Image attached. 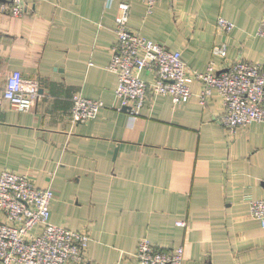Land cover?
<instances>
[{"label":"crops","instance_id":"obj_1","mask_svg":"<svg viewBox=\"0 0 264 264\" xmlns=\"http://www.w3.org/2000/svg\"><path fill=\"white\" fill-rule=\"evenodd\" d=\"M121 2L130 27L194 71L240 57L264 66V0H157L152 14L143 0H36L25 16L0 14V174L53 187L50 221L88 232L89 264H139L144 238L161 251L184 246L183 264H264V226L249 204L264 199V123L226 134L221 96L201 104L197 80L182 104L149 96L138 116L120 110L108 64ZM220 17L235 28L218 32ZM14 72L39 84L30 111L3 98ZM78 95L104 102L96 118L72 121Z\"/></svg>","mask_w":264,"mask_h":264},{"label":"built area","instance_id":"obj_2","mask_svg":"<svg viewBox=\"0 0 264 264\" xmlns=\"http://www.w3.org/2000/svg\"><path fill=\"white\" fill-rule=\"evenodd\" d=\"M36 0H0V14L25 16L29 3ZM146 13L154 12L157 0H143ZM116 17L117 40L112 46L108 69L117 76L116 95L120 110L138 116L149 96H170L175 105L192 97L191 83L202 82L200 103L206 104L212 93L221 96L224 108L220 118L226 134L254 122L264 123V66L238 58L226 68L211 60L202 72L190 69L181 51L155 42L130 27V5L119 4ZM235 24L224 17L217 20V30L229 33ZM264 38V20L258 28ZM214 54L223 60L225 44L217 45ZM143 74L151 76L145 79ZM38 82L25 79L19 72L8 76L3 98L19 111H30L39 98ZM104 102L78 95L73 98L71 118L84 123L97 117ZM55 198L52 186L39 188L26 175L5 169L0 174V211L6 221L0 222V264H89L90 236L50 221ZM251 216L264 226V199L250 200ZM185 226L186 222L179 221ZM139 264H183L184 246L166 252L157 250L146 238L139 242L134 254Z\"/></svg>","mask_w":264,"mask_h":264}]
</instances>
